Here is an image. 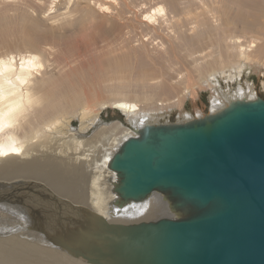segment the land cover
<instances>
[{"label":"bare ground","instance_id":"obj_1","mask_svg":"<svg viewBox=\"0 0 264 264\" xmlns=\"http://www.w3.org/2000/svg\"><path fill=\"white\" fill-rule=\"evenodd\" d=\"M259 66L264 0H0V264H89L48 239L73 211L170 216L156 192L120 201L112 155L171 111L261 97L242 80ZM203 90L206 112L184 111Z\"/></svg>","mask_w":264,"mask_h":264},{"label":"water","instance_id":"obj_2","mask_svg":"<svg viewBox=\"0 0 264 264\" xmlns=\"http://www.w3.org/2000/svg\"><path fill=\"white\" fill-rule=\"evenodd\" d=\"M137 131L110 159L115 191L123 203L159 193L171 215L122 223L78 210L48 239L89 264H264V98Z\"/></svg>","mask_w":264,"mask_h":264},{"label":"rangeland","instance_id":"obj_3","mask_svg":"<svg viewBox=\"0 0 264 264\" xmlns=\"http://www.w3.org/2000/svg\"><path fill=\"white\" fill-rule=\"evenodd\" d=\"M247 80L250 83H252L255 87V89L258 91V93L260 94V96L262 98H264V89L262 88V82H264V66H260L255 68V69H250L249 72H244L243 76H242V80ZM224 88H228V90L233 89V85L231 82H229V86H227L225 83H223ZM236 87V86H235ZM208 91L203 90L200 92V97L198 99H196L195 101H189L186 100L185 103L183 104L184 107V111H192L193 113L196 111L195 109H201L204 112H206L207 108H208ZM172 113L169 114L168 117H162L160 119V121H164L166 119L169 120V122H175L176 118H177V112L176 111H171ZM103 118L107 121L110 120H115V119H121V120H125V116L122 115L121 113H119L118 111H114L112 109H108L107 111H105L103 113ZM162 123V122H161ZM75 125V123H74ZM158 195V194H157ZM169 211H165V213H167Z\"/></svg>","mask_w":264,"mask_h":264},{"label":"snow or ice","instance_id":"obj_4","mask_svg":"<svg viewBox=\"0 0 264 264\" xmlns=\"http://www.w3.org/2000/svg\"><path fill=\"white\" fill-rule=\"evenodd\" d=\"M5 155L7 154V153H4Z\"/></svg>","mask_w":264,"mask_h":264}]
</instances>
